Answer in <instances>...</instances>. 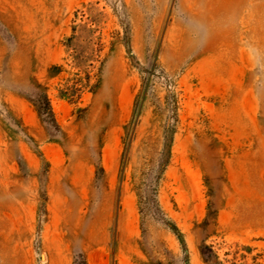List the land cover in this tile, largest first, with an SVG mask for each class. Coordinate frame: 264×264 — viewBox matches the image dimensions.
<instances>
[{
  "label": "rangeland",
  "instance_id": "obj_1",
  "mask_svg": "<svg viewBox=\"0 0 264 264\" xmlns=\"http://www.w3.org/2000/svg\"><path fill=\"white\" fill-rule=\"evenodd\" d=\"M0 264H264V0H0Z\"/></svg>",
  "mask_w": 264,
  "mask_h": 264
}]
</instances>
